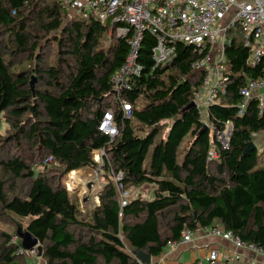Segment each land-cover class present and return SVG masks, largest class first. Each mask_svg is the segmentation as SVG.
Instances as JSON below:
<instances>
[{
    "label": "trees",
    "instance_id": "trees-1",
    "mask_svg": "<svg viewBox=\"0 0 264 264\" xmlns=\"http://www.w3.org/2000/svg\"><path fill=\"white\" fill-rule=\"evenodd\" d=\"M110 28L94 15L70 18L65 0H0V122L9 127L0 131V223L30 218L18 228L39 240L43 264H138L136 249L156 258L187 229L218 227L264 252V152L245 155L264 132L257 98L239 116L242 90L264 79V62L250 63L239 27L228 31L226 94L205 120L199 106L187 107L207 75L193 64L209 46L167 42L158 59L159 42L145 32L142 71L117 93L112 77L126 62L134 30L119 23L109 36ZM109 111L114 138L100 131ZM228 122L224 148L217 133ZM213 148L217 160H210ZM96 151L105 152L100 164ZM49 156L55 167L45 163ZM84 169L107 179L94 207L62 182ZM119 173L125 190L154 185L153 195L121 207ZM14 236L0 229V264H29Z\"/></svg>",
    "mask_w": 264,
    "mask_h": 264
},
{
    "label": "built area",
    "instance_id": "built-area-1",
    "mask_svg": "<svg viewBox=\"0 0 264 264\" xmlns=\"http://www.w3.org/2000/svg\"><path fill=\"white\" fill-rule=\"evenodd\" d=\"M65 3L75 11L74 15L79 13L83 17L94 15L102 22L110 21V34L115 24L123 23L133 28L126 62L112 77L114 90L117 93L128 89L129 80L139 76L142 71L138 63V54L145 32L156 36L159 42L158 59L163 57L161 47L167 42H181L201 49L209 46V54L193 64L194 71L207 72L202 86L195 95V102L199 107L208 108L216 103L218 96L226 94L228 79L225 75L227 63L225 48L232 43L228 31L239 27L245 45L251 49L250 63L257 65L264 62V0H65ZM217 55H220L218 59ZM242 96L239 116L244 115L253 98H257L260 114L264 115V79L249 80L242 90ZM124 111L126 116L130 117L131 107L128 104H124ZM100 131L113 138L118 135L112 111L105 114ZM231 135L232 125L228 122L225 130L218 131V142L224 148H228ZM104 154V151L94 152V160L100 164ZM218 158L219 155L213 148L210 152V160ZM45 163L53 164L54 157L49 156ZM99 177V170H95L93 180H99ZM123 179L122 173L115 175L121 207L127 206L131 200L141 195L134 189L125 190L121 183ZM205 230L211 235L232 240L238 247H247L264 253L254 246L244 244L231 232L220 227ZM193 235L194 233L187 229L182 235L181 243L191 242ZM19 252L24 254L28 251L20 248ZM29 252L34 257L38 256L36 249ZM221 263L234 264L232 257L222 258L218 250L212 249L207 261L197 264Z\"/></svg>",
    "mask_w": 264,
    "mask_h": 264
},
{
    "label": "crops",
    "instance_id": "crops-1",
    "mask_svg": "<svg viewBox=\"0 0 264 264\" xmlns=\"http://www.w3.org/2000/svg\"><path fill=\"white\" fill-rule=\"evenodd\" d=\"M254 142L258 150L263 151L264 134H258ZM212 249L218 250L222 258L232 257L234 264H264V253L238 247L232 240L211 235L203 228L194 232L191 242L169 245L164 253L153 258V261L154 264H197L206 262Z\"/></svg>",
    "mask_w": 264,
    "mask_h": 264
},
{
    "label": "rangeland",
    "instance_id": "rangeland-1",
    "mask_svg": "<svg viewBox=\"0 0 264 264\" xmlns=\"http://www.w3.org/2000/svg\"><path fill=\"white\" fill-rule=\"evenodd\" d=\"M69 9H70V18H72L73 16H75L74 15L75 11L72 8H69ZM78 15H81V14L79 13V14H77V16ZM66 21H69V19ZM109 36H111V34ZM52 37H53V34L51 36H49L48 39L43 42L42 46H44L49 39H52ZM51 50H53L52 52L55 55V52L57 51V47L53 46ZM219 56L220 55H217V59L219 58ZM54 58H55V56L53 57V60H54ZM35 85H36V83H35ZM200 109L202 112L203 119L206 120L208 117V111H207L208 108L205 106H201ZM8 128L9 127L6 123H4L2 121L0 122V131L3 134L7 132ZM166 132H167V130L165 131V133ZM262 134H264V132ZM263 151H264V149H263ZM263 151H260V152L262 153ZM262 156L264 157V155H262ZM55 166H56V164L53 163L48 167L52 168ZM81 172L83 173V176L85 179L84 184L81 182H77L76 180H73V178L71 176L72 174L70 175L69 180H68V176L64 175L62 177V182L71 193H74L78 196L79 201L82 205H84L85 207L89 206V205H91V207H94V205H98V203H99V197L97 195L99 194V192H101V190H103L104 185L107 184V179H106V177L102 176L103 175V173H102L101 176L99 177V180H96V179L93 180V177H95V170H93V169H84ZM89 184H92V186H93L92 192L89 191V188H88ZM153 189H155L154 185L153 186L152 185H146V186L141 187L140 189H134V190L137 191L138 194H142L145 197H151L153 195V191H154ZM90 194H91V201H88L85 203L84 202L85 198H87ZM30 220H31L30 218L21 219V218L16 217L15 223L13 225L0 223V229H3L9 233L14 234L15 235L13 238L14 241L20 243L21 241L18 238L16 239V236H17L16 232L18 230V226L23 225V227L25 228V226L28 224V222ZM24 256L27 257L29 264H43L44 263L42 258H39V256L34 257L30 252L24 253Z\"/></svg>",
    "mask_w": 264,
    "mask_h": 264
},
{
    "label": "water",
    "instance_id": "water-1",
    "mask_svg": "<svg viewBox=\"0 0 264 264\" xmlns=\"http://www.w3.org/2000/svg\"><path fill=\"white\" fill-rule=\"evenodd\" d=\"M36 81L37 80L34 77L31 82L32 89H34ZM197 106H198L197 103L193 102L187 107V109L191 107H197ZM207 129H208V125H205L204 131ZM257 149L258 147L256 143L252 141L248 144V147L245 151V155H248L249 153ZM92 187H93L92 184H89L88 188L90 192H92ZM88 201H91V194L84 200L85 203ZM16 235H17V238L21 241L22 248L24 250L29 252V251H33L34 249H36L38 251L39 258H42L43 253H42L40 242L29 231H23L22 228H18ZM135 254L138 259V264H154L153 257L150 254H147L140 249H136Z\"/></svg>",
    "mask_w": 264,
    "mask_h": 264
},
{
    "label": "bare ground",
    "instance_id": "bare-ground-1",
    "mask_svg": "<svg viewBox=\"0 0 264 264\" xmlns=\"http://www.w3.org/2000/svg\"><path fill=\"white\" fill-rule=\"evenodd\" d=\"M72 178L73 180H76L77 182H81V183H85V179H84V176H83V173L81 171H76L74 173H72ZM70 177V175H69Z\"/></svg>",
    "mask_w": 264,
    "mask_h": 264
}]
</instances>
